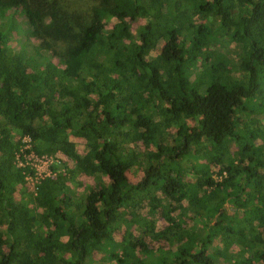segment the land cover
<instances>
[{
	"label": "trees",
	"instance_id": "obj_1",
	"mask_svg": "<svg viewBox=\"0 0 264 264\" xmlns=\"http://www.w3.org/2000/svg\"><path fill=\"white\" fill-rule=\"evenodd\" d=\"M16 7L27 38L11 46L18 26L0 23V264H90L99 249L118 264H264V0H0V15ZM222 34L233 54L207 67L203 37L215 48ZM197 61L206 77L190 80ZM228 65L238 74L221 78ZM23 137L94 184L48 177L16 200ZM145 207L152 220L108 252ZM146 234L164 253L133 254Z\"/></svg>",
	"mask_w": 264,
	"mask_h": 264
},
{
	"label": "rangeland",
	"instance_id": "obj_2",
	"mask_svg": "<svg viewBox=\"0 0 264 264\" xmlns=\"http://www.w3.org/2000/svg\"><path fill=\"white\" fill-rule=\"evenodd\" d=\"M5 13H3V15H0V23H5L7 25H11L12 23L16 24L18 26V31L20 32L18 39H16V42L11 40L10 44L11 46H18L17 41H21L22 38H27L26 35V29H25V21H24V13H23V9L20 7H16L12 10H5ZM206 19L204 17H200V18H196V23H201V22H205ZM210 21V20H209ZM143 22V19L140 18L139 16H134L133 20L131 21V28L132 30H134L136 28L137 25L141 24ZM16 30V31H17ZM204 43L205 45H203V49H202V53H201V58H203L204 55H208V60H207V67L211 64V63H215V62H219V59L217 58V50H220L221 52H225L226 51L229 53L231 52V50L233 49V44H231L230 39L228 37L227 34H222L219 40V45L217 44L216 47H213V43L209 42L211 41L208 37H203ZM155 53V52H154ZM156 54V53H155ZM233 54V53H229ZM233 56V55H232ZM234 60H237V57H233ZM234 60L231 61V64L236 63V61L234 62ZM53 63H55V61H53ZM216 65V63H215ZM236 66V64H235ZM204 68V67H203ZM202 68V65L200 64L199 61H197V65L195 67H193L192 69H190V72H188V78L190 80H193L194 78H205L206 77V73L204 72V69ZM224 73L219 74L221 78H223L224 76L226 78H232V76L237 73V70L235 71V69L233 70L229 65L227 67V70L223 71ZM236 72V73H235ZM212 74V72H210ZM224 74V75H222ZM212 76H214L212 74ZM224 77V78H225ZM215 80V79H213ZM262 81V80H261ZM261 88L264 89V81L261 82ZM70 138L74 141L75 146L77 151L81 154V155H86V151H85V139L84 138H77V137H71ZM237 148L233 147L230 156H234L237 154ZM57 157H55V160L53 162V165L56 166V176L58 175H66V176H70V178H72L73 182L72 184H70L71 186H76L74 187L75 192H82L84 189H86L87 187H91L94 184V180H93V176L91 175L90 172H74V170L72 172H68L69 168L72 166V163L70 161L67 160V158L63 155H59V153H57ZM191 163H193V165H191ZM190 165L192 166L193 170L196 169H200L202 167H204V160L202 159H197L194 160L193 158L191 159H187L184 162V166L187 168H191ZM16 166V164L14 165ZM16 168V167H15ZM18 169V168H16ZM18 171L21 174L20 169H18ZM74 172V173H73ZM73 173V174H71ZM22 176V175H21ZM132 174H128V179L130 181L134 180L135 176ZM216 180H219L220 178H218L219 176H217L215 174V172H213L212 175ZM186 180L184 181H190V176L187 175V177H185ZM45 179L41 180L39 183L36 184V188L33 190L31 189L32 187H29V185L26 183V181H23V177H22V181L21 183L18 185L19 189L15 192V199L19 200L23 193L25 195L31 194L32 196H35L38 194V191L40 189V185L42 184V182ZM159 196H161V194H159ZM163 202V197H161ZM180 201L186 205V200L185 198H181ZM164 204V202H163ZM225 206L227 205V203L224 204ZM138 212V213H137ZM155 213L152 211H149L147 209V207L145 208H141L138 211H130V213H128L127 215V221L125 223L122 224V226L120 227V229L118 231H115L113 233V240L107 242L106 244L110 243V245L108 244V248L106 247V250L108 252H114L117 253L118 255H123L122 251H119V246L116 245L119 243L121 236L123 234L124 231H129L132 236H138V229L144 228V224L148 223L149 221L152 220V218L154 217ZM228 214V213H227ZM230 216V214H229ZM217 217V215L215 216ZM214 220V219H213ZM155 223V227H161L162 225L165 224V221L162 218H157L154 220ZM210 228L212 227L213 222L210 220V222L208 223ZM148 226V225H147ZM197 235V231L193 230L191 232V235L187 238V243L188 244H192L193 241L195 240ZM71 238V235L68 233H62L60 235V240L62 242H65L67 240H69ZM114 241H116L117 243L115 244ZM145 243H146V250H135V252L133 254H135L136 256H140V257H150L151 253H156V251H159V249L162 250V252L164 253V250H166L167 245L164 244L163 241H155L153 239H151L150 235L146 234L145 237ZM216 246H218V248H220V245L217 244ZM177 248L176 245L172 246V250H175ZM2 250L6 253L7 252V248L3 247ZM103 249H99L96 250L91 259V263L90 264H118L116 259H111V258H105L103 256H106L107 253H103ZM128 252H131V250H127ZM134 251V250H133ZM222 251V250H221ZM222 256H227L226 254H223ZM221 256V257H222ZM129 263L128 260L125 261L123 264H127ZM222 260L220 259L219 264H222Z\"/></svg>",
	"mask_w": 264,
	"mask_h": 264
},
{
	"label": "built area",
	"instance_id": "obj_3",
	"mask_svg": "<svg viewBox=\"0 0 264 264\" xmlns=\"http://www.w3.org/2000/svg\"><path fill=\"white\" fill-rule=\"evenodd\" d=\"M57 153L37 154L31 148V140L28 137L22 138V146L14 156V165L20 169L23 181L35 189L36 184L45 178H53L56 174V166L53 165ZM60 155V153H59ZM62 155V154H61Z\"/></svg>",
	"mask_w": 264,
	"mask_h": 264
}]
</instances>
